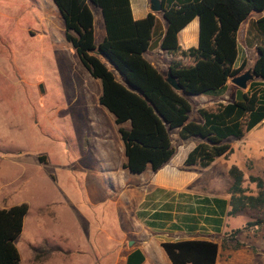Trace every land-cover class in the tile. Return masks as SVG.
Masks as SVG:
<instances>
[{
    "label": "rangeland",
    "instance_id": "374dc122",
    "mask_svg": "<svg viewBox=\"0 0 264 264\" xmlns=\"http://www.w3.org/2000/svg\"><path fill=\"white\" fill-rule=\"evenodd\" d=\"M95 8L98 16L100 11ZM102 34L97 25V46ZM249 57L253 61L256 53ZM101 87L66 40L65 24L54 0H0V205L29 206L18 244L22 264H123L138 247L150 249L147 264H164L162 257L171 264L162 242L211 234L205 227L192 235L169 227L150 228V219H140V212L161 211L169 201L181 211L201 210L197 205L204 196L230 198L232 166L244 172L247 194L257 195L249 178L264 179L263 124L243 140L230 141L234 154L228 160L220 158L204 171L187 174V190L195 191L194 197L179 193L171 197L152 190L142 205L145 177H129L125 165L119 168L125 160L123 150L114 153L106 147L100 153L90 148L94 143L89 137L86 150L82 149L81 137L92 131L89 120L102 121L103 130H112L96 107ZM192 106L195 120L200 104L195 101ZM172 141L175 164H180L196 141H182L177 132L172 133ZM182 167L183 163L180 171ZM116 175L121 183L131 178L128 190L113 186ZM259 216L252 210L227 216L224 229L216 235L220 264H264V228L238 235L239 249L227 239ZM48 249L50 255L36 259V251Z\"/></svg>",
    "mask_w": 264,
    "mask_h": 264
},
{
    "label": "trees",
    "instance_id": "16d2710c",
    "mask_svg": "<svg viewBox=\"0 0 264 264\" xmlns=\"http://www.w3.org/2000/svg\"><path fill=\"white\" fill-rule=\"evenodd\" d=\"M54 3L65 24L66 40L89 74L101 83L99 103L120 127L125 169L132 175L140 176L148 170L157 173L171 162L176 155L173 132L182 141H196L181 171L197 172L208 169L220 158L228 160L234 154L230 141L243 140L264 121V18L253 23L249 31L250 36L256 33L247 43L255 47L258 59L250 69L256 79L247 90L232 84L237 90L236 98L227 104H217L214 109H199L198 122L191 120L190 102V97L225 92L228 82L245 72L246 63L235 68L239 56L238 32L253 12H264V0H162L167 29L160 36L161 48L175 58L168 73L177 80L182 92L174 90L166 76L145 59L153 37L159 35L156 16L150 14L136 21L130 0H54ZM92 6L101 10L106 28V37L99 46L95 43ZM196 18L200 19L199 47L183 50L179 33ZM184 60H191L192 64ZM115 71L123 82L116 78ZM126 124L129 129L123 127ZM229 177L232 180L229 202L203 198L199 200L203 208L197 212L201 217L206 215L205 223L217 226L219 232L222 221L212 216H225L227 205L229 217L245 210L257 211L260 215L257 220L227 238L239 249L242 245L237 241L238 235L244 230L264 228V179L250 176L258 192L248 195L243 187L244 172L239 167L232 166ZM209 204H215L219 212L211 211L206 206ZM28 213L27 204L0 209V264H22L16 242ZM138 216L143 220L148 216L153 221L147 223L150 228H163L154 223L163 217L158 211L150 215L140 212ZM198 223L196 219H185L183 226L194 231ZM161 247L171 264H217L221 248L218 243L202 240L164 242ZM35 254L36 259L44 260L51 250ZM144 262L142 251L135 250L125 264Z\"/></svg>",
    "mask_w": 264,
    "mask_h": 264
},
{
    "label": "crops",
    "instance_id": "0c3cea01",
    "mask_svg": "<svg viewBox=\"0 0 264 264\" xmlns=\"http://www.w3.org/2000/svg\"><path fill=\"white\" fill-rule=\"evenodd\" d=\"M130 2H131V9H132L133 17L136 21L143 20V19L147 18L150 14L156 16L157 19L159 20V30H158L159 35L158 36L155 35L153 37L152 46L145 53V59L155 69H157L161 74L167 76V74L169 72V66L175 58L173 57V55L163 51V49L161 48L162 38L160 36L167 29V21L165 20V18L163 16L164 12L158 13V14L154 13L151 10L150 0H130ZM172 4H175V2H173ZM95 9H97V8H95ZM99 11L100 12H99L98 16H96L94 14V16H95L94 27L96 30L97 25H99V27L103 33L102 37H101V41H100V44H101L106 37V28H105V23L103 20L101 10L99 9ZM262 18H264V12L263 13L253 12L251 14V16L242 24V26L238 32V36H237L238 45H239V56H238V59H237L236 64H235V68H239L243 63H246L245 69H248V68L251 69V67L254 65L255 61L258 59V53H257L255 47H250L247 42H248V39H253V37L256 35L255 32H253L251 36L249 35L251 25L253 23L259 21ZM178 38H179V44L183 50H188L191 48H198L199 47V41H200V19L196 18L193 21H191L179 33ZM253 51L256 53V57L253 58L254 59L253 61H251V58L249 57V55ZM176 59L179 60L181 58L179 57ZM184 62L187 64H192L191 60H184ZM115 76L120 82H123L121 75H119V73H117V71H115ZM231 85H232V82L229 81L228 82V88L223 93L214 94V95H202V96L190 97V102L193 103L195 101H198V103L200 104L199 109H201V108L214 109L217 104H220V103L227 104L229 102L230 97L232 99H235L237 96V90H233L231 88ZM97 94L98 95L96 97V107L98 105V109L100 111L99 114H102L103 117L106 118V120L109 122L108 124L111 125L112 130H110V131L109 130H103L99 124L102 121H99V120L97 121L94 118L89 120L91 122L90 124L92 125L90 130L92 129V131L90 132V135H87V133L85 132L84 135L81 137L83 139V141H81L82 146H83L82 149L86 150L85 147H86L87 143H85V142H86V138L89 137V138L93 139V143H94V145L90 148L94 147L100 153L105 152V150H107V149L116 153L115 151H118V149H121L124 151V155H125V147H124V144H123V141L121 139L120 132H119L120 127L116 124L115 118L113 117V115L110 114L99 103V99L102 95V87L100 89V92L97 91ZM97 99H98V102H97ZM99 106L102 107L103 109H101ZM107 113H109V114H107ZM191 120H193L192 116H191ZM193 121L198 122L199 118H197ZM123 127L125 129L130 128L129 124H126ZM106 147H107V149H106ZM194 147L195 146H192L191 148L188 149V151H186V154L183 157L182 163H184L188 153ZM80 156H81V154H80ZM102 160L107 163V161H105L104 157H102ZM182 163L175 164V157H174L171 160V162L167 166H165L163 169H161L159 172L153 173V172H151V170H148L147 172H145L144 174L139 176V177H145L143 184L145 185L146 194L144 195V200L141 201L142 205L147 202L146 201L147 197L151 194L152 190L161 191V193L167 194L168 196H171V197L174 195H177L178 193H179L178 195H180L184 198L185 197L188 198L189 195L191 197H194L193 195H195L194 194L195 191L187 190L188 189L187 185L189 183L186 181V178H187V174H190L191 172L180 171L179 167ZM125 164H126V157H125V160L120 161V164H119L120 167L119 168H122ZM107 167H108V164H107ZM108 170H110V169H108ZM127 171L128 170L125 169L126 173H130L129 171L128 172ZM191 174H193V173H191ZM131 175L132 174L130 173L129 177L135 176V175H132V176ZM123 178H125V177H123ZM116 179H117V182L114 183L113 186L119 185V187L127 189V187H129L131 184V183H129L131 181V178L125 180L124 183L120 182L121 178L118 177L117 175H116ZM203 198H208L211 200L212 199H218V200H222L225 202H229V200H230V198L227 196H224V197L204 196L201 199H203ZM197 206L199 208H203V205H201V203ZM206 206L211 211L219 212V210L215 204H209ZM10 208L11 207L7 208L5 205H3V206L0 205V209H10ZM197 210L198 209L190 208V210L188 212L181 211L180 207L173 206V202L169 201V202H167L166 206H164L162 208L161 211L157 210L161 215H163V217H161L162 219L155 220L154 223L155 224L160 223L157 225H159V226L161 225L163 227V229H166L167 227H169L173 231H182L186 235H189V234L192 235L193 233H198L201 230V228L203 229V227H205L206 231H208V233H210L211 236H208L206 238H202V237L196 238V237L189 235L185 239H181L178 241L202 240V241H211V242H215V243L219 244V241H218V238H216V235L220 234L222 232V230L224 229L223 224L225 223V219L227 218V213L230 211L229 205H227L225 208V212H226L225 216L222 217L220 214H215L214 216H212L213 218H215V220H219V221L221 220L222 221V226L220 227L219 232L216 230L217 226L205 223L204 218L206 217V215H203V217H201V219H200L199 215H197L198 214ZM157 211L154 210V212H157ZM148 215H150V214H148ZM148 219L149 218L147 216V219H144V221H148ZM185 219H188V220L196 219L197 221H199V223L197 225L198 229L193 231L189 228L184 227L183 223H184ZM149 221L153 222V221H151V219ZM177 226H180L181 229H179V230L175 229V227H177ZM24 230H25V221H24L23 232L16 242V246H17L19 253H20V256H21V263H22V254H21V251L19 249L18 244L21 240V237H23ZM212 235H214L215 237H213ZM169 242H177V241H169ZM162 243H164V242H162ZM135 250L142 251V253L145 256V262L143 264H147L148 253L150 252V249H148L147 247H138L136 249H133L131 252H129L128 255L131 254L132 252H134ZM128 255H127V257H128ZM127 257H126L123 264L126 263ZM237 258L240 259V257H238V256H237ZM242 259H244V258H242ZM162 260H163L164 264H167L166 258L162 257ZM220 260H221V255L219 252L217 264L221 263ZM155 262H156V260H155Z\"/></svg>",
    "mask_w": 264,
    "mask_h": 264
},
{
    "label": "water",
    "instance_id": "95a60500",
    "mask_svg": "<svg viewBox=\"0 0 264 264\" xmlns=\"http://www.w3.org/2000/svg\"><path fill=\"white\" fill-rule=\"evenodd\" d=\"M151 10L154 13H162L163 12V5L161 0H150ZM112 66V64H111ZM256 79L252 70H248L244 72L242 75L236 77L235 79L231 80L232 84L235 85L237 88L241 90H247L249 83ZM167 82L173 87L174 90L178 92H182V87L179 85L177 80L168 73L166 76ZM133 244L130 243V246Z\"/></svg>",
    "mask_w": 264,
    "mask_h": 264
},
{
    "label": "built area",
    "instance_id": "2783aa9c",
    "mask_svg": "<svg viewBox=\"0 0 264 264\" xmlns=\"http://www.w3.org/2000/svg\"><path fill=\"white\" fill-rule=\"evenodd\" d=\"M261 124H263V125H264V121H263Z\"/></svg>",
    "mask_w": 264,
    "mask_h": 264
}]
</instances>
